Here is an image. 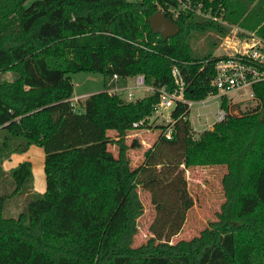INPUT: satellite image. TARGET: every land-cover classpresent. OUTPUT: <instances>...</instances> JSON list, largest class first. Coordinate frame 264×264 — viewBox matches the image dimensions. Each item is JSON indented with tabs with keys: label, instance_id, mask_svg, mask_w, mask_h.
<instances>
[{
	"label": "trees",
	"instance_id": "obj_1",
	"mask_svg": "<svg viewBox=\"0 0 264 264\" xmlns=\"http://www.w3.org/2000/svg\"><path fill=\"white\" fill-rule=\"evenodd\" d=\"M186 1L192 8L181 7ZM25 2L0 0V73H14L13 80L0 81V173L13 153L42 147L46 189L7 217L6 202L28 192L34 180L31 160L11 167L14 188L0 193V264H264L261 106L229 112L195 138L189 106L178 101L171 110L172 137L165 136L171 124L161 125L159 140L145 152L149 159L133 168L126 137L135 122L145 119L138 128L149 126L159 93L128 101L106 90L115 74L124 84L143 73L148 84L173 91L177 65L186 99L217 94L211 81L220 57L197 53L193 40L212 31L224 36L230 28L193 8L201 4L202 11L264 37V0ZM158 9L180 28L167 39L149 22ZM81 71L103 74L105 90L72 102L71 74ZM254 91L264 107V83ZM222 107L229 111L225 95ZM110 143L118 144L117 155ZM161 145L182 146V158L158 160ZM160 164L169 166L160 171L166 178L152 176ZM205 165L227 168L218 218L199 234L172 242L194 204L184 169ZM139 185L153 190L158 214L152 235L134 245L144 213Z\"/></svg>",
	"mask_w": 264,
	"mask_h": 264
},
{
	"label": "rangeland",
	"instance_id": "obj_2",
	"mask_svg": "<svg viewBox=\"0 0 264 264\" xmlns=\"http://www.w3.org/2000/svg\"><path fill=\"white\" fill-rule=\"evenodd\" d=\"M34 1L36 0H26L25 7L30 6ZM219 22L222 24L225 23L224 25L228 26L230 30H236L239 26L229 22ZM222 38L223 35L214 31L207 34H200L193 40V46L197 53L203 54L211 51L213 55H219L224 50ZM71 78L74 83L73 95H78L74 97H80L81 99L84 97L83 99H85L92 93L105 90L104 75L101 73L81 71L72 73ZM13 79L14 73L12 71L0 73V81ZM127 82L129 86L133 85L135 83L134 76H130ZM114 84L115 82L111 83V85ZM134 90L136 93L134 99L150 94V91L145 87L134 88ZM228 96L230 98L229 107L235 114H242L256 107V102L247 98L248 94L233 92ZM221 102L222 97L219 94H214L207 97L204 103L194 102V104H192L188 117L191 120L192 134L194 137H198L201 132L213 127V124L216 122L218 111H220ZM171 110V107L159 106L158 112H155L153 116L149 118V126L133 129L128 132L126 142L130 146L128 156L133 168L143 165L149 159L145 152L159 140L161 134L160 126L163 124H170L172 120ZM109 135L110 137H115L116 131H109ZM135 141L138 142L140 146H132ZM159 147L160 148L155 152L158 160L167 161L170 159L171 161H177L182 158V146L170 148L166 145H161ZM31 148L42 150V147L39 148V146L36 147V145ZM109 149L112 150L115 155L118 154V144L110 143ZM24 154V152L13 153L1 163L3 173H0V193L10 192L14 188L10 176V169L14 165H17L19 161L25 159ZM31 158L34 170L33 185L28 192L17 194L6 202L4 212L7 217L17 216L25 208L28 201L32 199L33 193H42L45 191V156L42 158L41 155L34 152ZM168 167L169 166L166 164H160L154 167V169H152V176L162 175L166 178L163 172L168 170ZM161 170H163V172H160ZM226 171L227 168L224 165L191 166L184 169L187 187L190 195L193 197L194 204L187 211L186 220L180 232L171 237L172 242H176L183 238L189 239L199 234L210 221L218 218V212L221 209L222 203L225 201L222 178ZM143 176L144 174H141L140 178H143ZM138 190L144 204V213L138 219V232L134 237V245L144 243L152 235L151 225L154 223L158 214L156 203L153 202V190L145 188L143 185H139ZM169 201H171V198Z\"/></svg>",
	"mask_w": 264,
	"mask_h": 264
},
{
	"label": "built area",
	"instance_id": "obj_3",
	"mask_svg": "<svg viewBox=\"0 0 264 264\" xmlns=\"http://www.w3.org/2000/svg\"><path fill=\"white\" fill-rule=\"evenodd\" d=\"M181 7L183 9L192 8L190 1L182 2ZM193 9L196 11V13L202 16L212 18L216 21L226 22L221 16L213 15L209 11H202L201 4H198L196 8ZM172 11L174 16L178 15V10ZM222 40V46H224V50L221 54L215 55L219 56L220 58L215 64L216 74L211 81L212 85L218 89L217 94H219L221 97H223V95L227 96L228 100L230 99L228 95L233 92H242L243 94H248L247 98L254 100L256 102V106L259 104L264 115V107L262 106L261 100L258 99L254 91L255 84L264 83V37L254 31H249L238 26L236 30L232 29L228 31L223 36ZM172 75L176 84V87L173 91L168 90L165 86L156 87L154 85L148 84L143 73L134 75L135 83L131 86H129L127 82L129 77L124 84H121L118 81V75L115 74L111 80V83L115 82V84H110L106 90L110 94H117L121 98L128 101L135 100L134 96L136 93L134 88L145 87L150 91V93L158 92L159 103L156 106L155 112H158L159 106L171 107L173 109L178 101L187 103L189 110L191 111V106L194 104V102L204 103L207 100V98L199 101L186 99L184 95L185 80L180 68L177 65L172 67ZM79 99L81 98H71L72 102L78 101ZM220 105V111H218L216 122L225 119L229 112L233 113L230 108L229 111L224 109L222 107V102ZM144 122L145 119L133 123L134 129H137L139 126L143 125ZM173 123L174 121L171 120V125L169 126L168 130L165 131V136L168 139L172 137Z\"/></svg>",
	"mask_w": 264,
	"mask_h": 264
},
{
	"label": "water",
	"instance_id": "obj_4",
	"mask_svg": "<svg viewBox=\"0 0 264 264\" xmlns=\"http://www.w3.org/2000/svg\"><path fill=\"white\" fill-rule=\"evenodd\" d=\"M151 28L154 32L160 33L164 39L175 35L179 30V25L167 17L163 9H158L149 17Z\"/></svg>",
	"mask_w": 264,
	"mask_h": 264
},
{
	"label": "crops",
	"instance_id": "obj_5",
	"mask_svg": "<svg viewBox=\"0 0 264 264\" xmlns=\"http://www.w3.org/2000/svg\"><path fill=\"white\" fill-rule=\"evenodd\" d=\"M74 96H78V95H74ZM74 96H73V97H74ZM81 96H84V95H81ZM83 98H84V97H83ZM83 98H82V99H83ZM73 102H76V101H73ZM33 146H35V145H32L31 147H33ZM31 147H30V148H31ZM36 147H37V146H36ZM30 148L28 149V151L24 152V153H25V154H24V155H25V156H24L25 159L31 160V159H32V158H31V157H32V154H33L34 152H36V153H38L39 155H41L42 158L45 156V153H44L43 148H42L43 151H42V150H38V149H34V148H31V149H30ZM39 148H41V147H39ZM25 159H24V160H25ZM21 161H23V160H21ZM31 161H32V160H31ZM19 162H20V161H19ZM19 162H18V163H19ZM18 163H17V164H18ZM14 166H15V165H14ZM43 176H44V174H43ZM45 189H46V187H45Z\"/></svg>",
	"mask_w": 264,
	"mask_h": 264
}]
</instances>
